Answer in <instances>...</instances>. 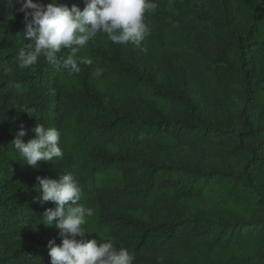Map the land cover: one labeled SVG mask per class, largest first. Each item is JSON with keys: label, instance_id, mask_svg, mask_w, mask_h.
Here are the masks:
<instances>
[{"label": "trees", "instance_id": "obj_1", "mask_svg": "<svg viewBox=\"0 0 264 264\" xmlns=\"http://www.w3.org/2000/svg\"><path fill=\"white\" fill-rule=\"evenodd\" d=\"M58 2L85 7L78 0ZM154 2L157 10L145 16L151 35L141 47H116L108 56L119 84L140 108H110L87 91L68 116L61 108L59 68L45 70L42 62L25 74L18 67L19 51L30 43L24 13L17 11L16 0H0V165L6 167L0 178L7 182L0 192V244L51 235L0 255V264H50L49 241L62 243L59 230L42 223L46 209L56 205L35 200L39 182L26 184L23 176L11 187L19 165L36 170L24 164L11 142L21 127L27 130L25 142L35 138L31 129L38 123L61 133L58 147L64 152L63 159L41 161L39 167L73 172L82 199L97 207L84 226L92 232L85 234L90 240L126 248L133 264H198L194 258L202 262L204 256L213 264H264V0L243 3L254 21L245 39L237 35L222 0ZM246 57L253 69L246 70ZM178 59L217 104L237 103L232 114L246 125L241 136L223 138L227 132L205 122L178 86ZM252 111L259 112L254 123ZM231 121L230 116L227 128ZM243 137L262 141L258 152L246 149ZM141 148H200L217 157L247 150L248 155L241 171L232 172L134 152Z\"/></svg>", "mask_w": 264, "mask_h": 264}, {"label": "clouds", "instance_id": "obj_2", "mask_svg": "<svg viewBox=\"0 0 264 264\" xmlns=\"http://www.w3.org/2000/svg\"><path fill=\"white\" fill-rule=\"evenodd\" d=\"M16 3L20 5L17 11L24 13L25 39L30 41L19 51L18 67L30 69L38 58L44 57L69 75L79 74L81 65L93 64L90 57L78 54L99 34H105L116 45L141 47L151 35L146 13H154L158 8L154 0H84L83 10L75 4L69 8L58 0L47 5L34 0ZM62 50L68 54L58 57ZM102 74V68H95V77ZM31 131L35 138L25 142L27 130L21 127L11 142L24 164L38 168L41 161L63 159L64 152L58 147L61 133L55 127L38 123ZM36 179L39 195L35 200L56 205L55 210L46 209L42 223L57 228L62 238L60 245L49 241L50 264H133L134 255L126 248L117 249L110 240L77 239L91 234L84 226L95 213L93 208L79 203L82 187L73 172L61 175L58 181L39 176Z\"/></svg>", "mask_w": 264, "mask_h": 264}, {"label": "rangeland", "instance_id": "obj_3", "mask_svg": "<svg viewBox=\"0 0 264 264\" xmlns=\"http://www.w3.org/2000/svg\"><path fill=\"white\" fill-rule=\"evenodd\" d=\"M168 1L172 4V0H161V3ZM222 7L228 9L229 19L232 21V25L235 27L237 35L247 37L250 32V28L254 21L247 9H243V3L245 0H222ZM241 3V6L239 5ZM78 4H84V0H78ZM85 5V4H84ZM12 19V17H9ZM253 28V27H252ZM131 44H128L130 46ZM124 45H116L110 42L107 39L105 34H99L94 41H90L85 48L81 49L78 55L90 57L93 60L91 66L81 65V72L79 74L69 75L66 71H61L59 69V80L61 87V108L62 112L66 115H71L74 111V107L79 102V98H82L84 94L96 93L98 97L103 101V103L110 108H121L124 110L139 109L141 104L130 97V91L119 84L118 74L113 70V63L108 59L116 47H122ZM23 47V46H22ZM68 54L67 50H64V53L61 57ZM251 57H246L245 68L253 69L255 64ZM46 62L45 70H50L52 67L58 70V66L50 64L44 57H41L38 60V63ZM37 64L30 69H25V74H31L35 72ZM177 68L179 70V81L178 86L185 91L187 95L192 100V103L196 106L198 113L202 116L206 123H210L213 126H218L224 132L223 138H234V136H241V132L246 130V125L243 121H238L235 119L232 113H235L237 110V103H228V104H217L215 97L209 91L208 88H203L194 83L191 79L190 68L188 65L183 62L181 59L175 61ZM102 68L103 74L101 77L97 78L93 75L95 68ZM57 72V71H56ZM184 78V80H182ZM79 91H82L80 95ZM89 91L90 93H88ZM250 120L254 123L259 118L258 111H252L250 113ZM230 116L233 121H231L230 126L227 128L226 124L229 121ZM243 144L246 149L249 147L254 149L255 152H258V148L262 141L260 140H251L250 137H243ZM136 154L146 153V156H150L152 159L164 160L166 162H172L175 164H184L190 165L194 164L201 166L204 170H230L232 172H239L242 169L243 163L246 160L248 155L247 150L237 152L236 154L229 157H217L210 155L205 152L203 149L192 150H178V151H168V150H158L151 148L149 150L137 149L134 150ZM1 162V160H0ZM71 163H69L70 165ZM7 165H9L7 163ZM4 166L0 165V170H3ZM35 173H30L29 169L24 165L18 166V171L15 175L11 177V187L16 186L21 181V178L25 176L26 184L34 183L37 181V177H48L54 180H59L60 176L65 174L63 170H60L56 167H47L42 166L36 168ZM6 177V176H5ZM0 178V187L6 185V178ZM264 190V185L262 186ZM2 189H0L1 192ZM264 192V191H263ZM84 200L86 202V207H91L94 209V213L97 210V207L94 208L87 202L85 199H81V202ZM239 216L242 214L237 211ZM251 214H247L245 217L248 218ZM219 219H223V216H218ZM242 218V217H240ZM91 232V231H90ZM92 235V232L91 234ZM51 235L45 234L42 239L50 238ZM59 237V236H55ZM54 237V239H55ZM38 238L31 235L21 241H15L10 244H0V255L5 256L10 254L18 249H24L30 247L33 242L37 241ZM78 240L83 239L85 242L89 241V237L86 235L84 237H77ZM198 264H213L206 256L203 257L202 262H199L197 258H194Z\"/></svg>", "mask_w": 264, "mask_h": 264}]
</instances>
